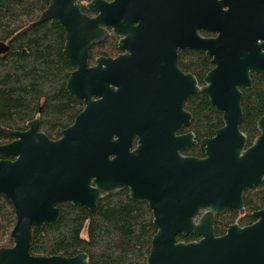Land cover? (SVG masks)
I'll return each mask as SVG.
<instances>
[{
	"label": "water",
	"instance_id": "water-1",
	"mask_svg": "<svg viewBox=\"0 0 264 264\" xmlns=\"http://www.w3.org/2000/svg\"><path fill=\"white\" fill-rule=\"evenodd\" d=\"M86 10L96 15L82 12L75 0H49L29 25L55 19L62 26L63 53L77 66L66 87L86 107L57 140L38 130V118L24 131L0 129L13 137L0 144V194L11 202L16 218L13 245L0 247V264H89L85 252L32 255L31 229L57 221L59 203L95 213L98 199L126 187L130 198L152 210L156 232L145 264H264V208L253 213L258 220L249 226L231 225L222 236L213 227L216 214L242 211L244 191L264 179V113L250 146L240 130L241 89L251 87L250 72L264 74V30L256 33L236 21L221 26L212 39L192 30L188 45L205 51L215 64L199 87L191 75L175 68L165 73L148 56L155 51H148L141 35L150 24L140 18L136 31H130L129 0H90ZM112 27L125 35L119 46L128 53L99 58L89 67V47ZM6 49L0 43V50ZM162 77L170 81L162 83ZM199 92L222 113L223 125L201 140L203 158L185 157L179 151L196 143L194 135L176 132L191 120L183 109L186 98ZM133 136L138 147L130 152ZM189 233L199 239L177 240L178 234Z\"/></svg>",
	"mask_w": 264,
	"mask_h": 264
},
{
	"label": "trees",
	"instance_id": "trees-1",
	"mask_svg": "<svg viewBox=\"0 0 264 264\" xmlns=\"http://www.w3.org/2000/svg\"><path fill=\"white\" fill-rule=\"evenodd\" d=\"M49 0H0V129L24 130L39 116V128L50 138L68 126L78 104L66 91L71 64L64 58V30L55 19L29 26L47 7ZM83 1V0H76ZM184 55L185 68L202 75L209 62L202 52ZM264 76L253 75V85L242 93L243 118L240 129L251 144L258 134L257 121L264 113ZM186 105L192 113L190 128L197 136L211 135L223 125L222 114L203 93L190 96ZM11 140L0 132V144ZM249 210L264 203V181L245 192ZM95 213L79 205L60 204L57 221L31 229L32 255H88L89 264H145L156 232L145 203L131 200L125 190L103 196ZM250 217V216H249ZM11 202L0 194V247L13 245L10 232L15 223ZM215 228L221 234V224ZM194 234L177 235L178 241L197 240Z\"/></svg>",
	"mask_w": 264,
	"mask_h": 264
},
{
	"label": "flooded vegetation",
	"instance_id": "flooded-vegetation-1",
	"mask_svg": "<svg viewBox=\"0 0 264 264\" xmlns=\"http://www.w3.org/2000/svg\"><path fill=\"white\" fill-rule=\"evenodd\" d=\"M89 1L90 0H83V1L75 0V2L81 5L82 12L86 13L90 17H93L96 14L86 10V4ZM110 1H113V0H110ZM129 10H130V19H131L130 31H134V32L136 31V28L139 25L140 18L144 19L147 23L150 24L148 30H144V34L142 35L140 34L141 38L144 40L146 46L148 47V51H155L151 55L149 53L148 56H151L153 60L154 59L158 60L159 66H162L167 69L165 73L172 74L173 73L172 70L173 68H175L176 70H179L184 75H191L195 79L196 84L199 87H202L205 84L204 78L207 75V73L210 72L215 67V64L212 62V57H208L205 51L188 45L186 40L189 37L192 30L195 32L196 35L202 38H205V39L215 38L218 35L219 28L221 26L232 25L233 24L232 21H236L237 26L239 27L242 26L256 33H258V31L264 30V0H129ZM161 22L163 24L161 28L157 30L156 27L159 26ZM107 31H108V34L103 40H101L99 43L92 44L89 47V51H88L89 54L87 57V65L89 67L95 66L99 58L116 59L128 53L126 49H122L119 46L120 40L124 39L125 35H117L113 27L108 28ZM63 50H64V45H63ZM63 50H62V53H63ZM189 52H193V53L202 52L205 58L208 60L209 67L205 70V72L202 75L198 76L196 72L185 68V65L187 63L186 57L188 55H184V54L189 53ZM63 56L72 66V69L70 70L69 75H68V78H69L70 74L76 70L77 66L71 63L65 57L64 53H63ZM149 64L150 62H147L148 68H150ZM255 73H260V72H250L249 73V77L251 79V87L253 85V75ZM67 80L65 83V88H66V91L69 93L66 87ZM159 81L162 83H166L167 81H170V77L168 78L162 77ZM250 88H243L241 89V92L243 93L245 89H250ZM170 94L171 93L169 92L165 93L166 96H170ZM70 95L75 99V102L78 104L77 106L79 110L75 114L72 122L63 129H66L69 126H71L74 123L76 117L79 114H81L86 107L84 99L78 98L72 94ZM192 95H189L186 98L184 105H183V109L186 112L190 113L191 115L190 123L188 126H183L181 130L177 131L176 135H184L188 133H193L194 137L192 139L196 143L191 144L187 146L186 148L180 150L179 154L185 157L203 158L205 156V153H204V146L201 144V140L204 138H212L214 136L215 130L213 131L211 135L197 136L195 131L190 128V125L192 122V113L188 110L186 101ZM92 99L97 100L99 98L93 97ZM163 99L166 101L165 98ZM174 99H175V96H174ZM34 118H38L39 120L38 115L35 116ZM31 120L27 122L26 128L24 130L27 129L28 123ZM63 129L60 130V134L58 137L50 138L44 131L40 130L38 126V130L40 132H44L52 140L59 139L61 137V131ZM6 130H9V129H6ZM24 130H18V131H24ZM8 137L11 140L7 142H10L13 140V137H10V136ZM114 139H117V137L114 136ZM7 142H4V143H7ZM4 143H1V144H4ZM251 144L247 143L246 147L250 146ZM137 147H138V137L133 136L132 141L130 143L129 151L133 152L134 150H136ZM8 158L14 159V157H8ZM113 158H115V154L110 155V159H113ZM263 181L259 183L258 185L253 186L248 189L259 187L263 183ZM248 189H246L243 193V197H242L243 210L242 211L238 209H234V208H228L224 212L218 213L214 216L213 227H214V233L216 236L224 235L227 229L231 225L236 224L239 227H245V226H249L255 223L258 220V218H256L253 215V213L262 210L264 208V203L260 207H257L255 209L250 208L248 210L246 207V203H245V192ZM120 190H125L127 193V196L130 198L129 187L121 188L119 190H116L115 192H118ZM113 193H108V194H113ZM130 199L133 200L132 198ZM97 201H96V204H97ZM134 201H137V200H134ZM138 202L145 203L150 209L147 202H144V201H138ZM60 204H63V203H59L57 205L58 210H59ZM97 210H98V205H97ZM150 211L152 214L151 209ZM59 216H60V210H59ZM200 216L201 214L196 215L195 222H198ZM219 221H223L220 226L222 230L221 234H217L218 232L217 233L215 232L216 230L215 228L218 227ZM152 223H153V216H152ZM197 237L199 239V236ZM193 241H196V240H193Z\"/></svg>",
	"mask_w": 264,
	"mask_h": 264
}]
</instances>
